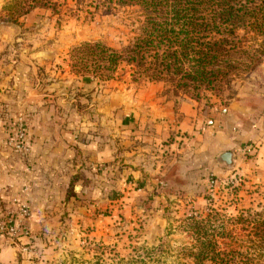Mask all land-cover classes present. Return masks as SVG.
<instances>
[{"label": "rangeland", "instance_id": "rangeland-1", "mask_svg": "<svg viewBox=\"0 0 264 264\" xmlns=\"http://www.w3.org/2000/svg\"><path fill=\"white\" fill-rule=\"evenodd\" d=\"M41 1L0 0V19L14 24L0 25L4 54L29 75L27 88L40 96L41 107L50 106L60 130L71 123L77 137L89 139L95 125L113 119L118 129L129 126L126 114L154 95L181 94L205 111L224 106L255 81L253 70L241 72L232 75L230 83L202 88L196 99L190 96L196 91L187 93L171 81L134 80L135 67L127 62L108 79L83 76L75 72L73 50L86 41L123 50L142 33V9L114 3L109 10L102 0ZM238 33L244 45L257 43L264 52L263 36L252 40L255 33ZM24 116L11 117L8 139L19 118L27 132ZM123 140L118 133L113 165L91 164L99 174L96 186L81 192L72 183L66 185L62 204L45 208L17 255L1 254L0 264H193L196 239L187 225L203 219L220 251L264 255V232H259L264 221V168L246 166L250 170L244 172L235 160L231 165L221 162L220 155L208 168L195 163L194 155L181 154L176 160L182 156L184 165L174 181L161 173L152 175L143 166V174L135 176L123 173Z\"/></svg>", "mask_w": 264, "mask_h": 264}, {"label": "crops", "instance_id": "crops-1", "mask_svg": "<svg viewBox=\"0 0 264 264\" xmlns=\"http://www.w3.org/2000/svg\"><path fill=\"white\" fill-rule=\"evenodd\" d=\"M5 49L0 37V194L4 206L11 209L18 207L15 197L27 194L33 215L31 234L45 208L62 204L66 185L72 183L82 192L99 177L91 164L113 165L118 133L125 144L120 152L124 157L120 161L127 165L123 173L135 176L143 174V166L152 175L161 173L174 181L184 165L182 156L176 160L179 155H194L195 163L213 168L215 156L224 151L234 153L244 172L250 170L246 166L264 168V59L253 70L255 81L224 106L203 111L181 94L154 95L126 114L129 126L118 129L115 120H109L95 125L94 134L83 139L74 134L71 123L60 130L50 106L41 107L40 96L27 88L29 75L7 59ZM13 116L27 119L28 154L8 146ZM23 239L0 245V255H17Z\"/></svg>", "mask_w": 264, "mask_h": 264}, {"label": "trees", "instance_id": "trees-1", "mask_svg": "<svg viewBox=\"0 0 264 264\" xmlns=\"http://www.w3.org/2000/svg\"><path fill=\"white\" fill-rule=\"evenodd\" d=\"M102 2L109 10L114 3L139 6L145 15L142 33L123 50L101 41H86L75 48L72 54L75 72L83 76L93 74L108 79L122 62H127L135 67L134 80L171 81L187 93L196 91L195 96L190 95L196 98L202 88L230 83L232 75L254 70L264 56L257 43L244 45L238 33L247 29L255 33L252 40L264 37V0ZM241 54L246 58H240ZM204 223V219L194 220L187 225L196 239V250L191 251L193 264H264V255L220 251L218 240ZM259 232H264V221Z\"/></svg>", "mask_w": 264, "mask_h": 264}, {"label": "built area", "instance_id": "built-area-1", "mask_svg": "<svg viewBox=\"0 0 264 264\" xmlns=\"http://www.w3.org/2000/svg\"><path fill=\"white\" fill-rule=\"evenodd\" d=\"M8 146L17 151L30 152L31 146L27 140L26 126L22 118L14 125L13 135L8 139ZM27 187L25 192H27ZM18 207L7 208L0 194V245L14 244L21 238L31 235L32 210L26 193L14 199Z\"/></svg>", "mask_w": 264, "mask_h": 264}, {"label": "water", "instance_id": "water-1", "mask_svg": "<svg viewBox=\"0 0 264 264\" xmlns=\"http://www.w3.org/2000/svg\"><path fill=\"white\" fill-rule=\"evenodd\" d=\"M0 25H14L13 23L5 22L0 19ZM219 159L221 162L231 165L234 162L235 155L231 151H224L220 154Z\"/></svg>", "mask_w": 264, "mask_h": 264}]
</instances>
